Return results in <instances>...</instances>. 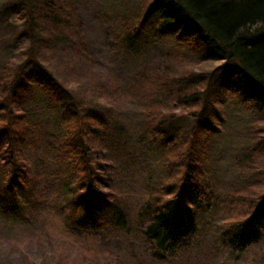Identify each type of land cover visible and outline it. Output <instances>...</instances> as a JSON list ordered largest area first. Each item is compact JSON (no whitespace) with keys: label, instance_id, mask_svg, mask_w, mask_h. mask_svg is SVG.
Here are the masks:
<instances>
[{"label":"trees","instance_id":"obj_1","mask_svg":"<svg viewBox=\"0 0 264 264\" xmlns=\"http://www.w3.org/2000/svg\"><path fill=\"white\" fill-rule=\"evenodd\" d=\"M139 2L136 21L118 35L127 45L146 20L156 17L163 25H177L179 38L161 63L137 72L126 90L110 72L98 71L87 53L76 0L9 3L29 37L0 69V198L9 197L11 206L29 190L25 154L36 137L22 104L37 81L67 116L60 149L68 161L65 192L74 212L85 211L91 229H121L125 217L115 182L124 166L111 158L110 132L125 95H132L141 117L139 132L161 148L165 174L157 195H149L140 212L142 232L149 242L164 244L187 237L195 213L208 215L215 206L205 174L225 104L264 112V0ZM258 124L246 153L250 183L226 198L228 224L222 236L240 251L249 232L260 230L264 221V120ZM20 249L0 250V264H37L40 257L31 245ZM243 261L264 264V255Z\"/></svg>","mask_w":264,"mask_h":264},{"label":"rangeland","instance_id":"obj_2","mask_svg":"<svg viewBox=\"0 0 264 264\" xmlns=\"http://www.w3.org/2000/svg\"><path fill=\"white\" fill-rule=\"evenodd\" d=\"M10 2L0 0V69L29 37ZM139 10V0H76L75 17L82 25L87 53L98 71L117 78L121 90L128 89L137 72L161 63L179 38L177 25H163L156 17L146 20L135 42L127 45L118 35L136 21ZM124 98L122 113L110 132L111 158L124 166L115 182L123 205V227L91 229L86 212H74L65 192L68 161L60 149L67 116L34 81L22 104L36 137L25 154L29 190L18 194V204L11 206L9 197L0 198V250L31 245L40 257L37 264H243L245 258L263 256L264 221L260 230L249 232L241 251L229 246L222 234L228 224L227 196L250 183L252 164L246 153L264 112L259 107L247 112L232 101L225 104L221 127L211 137L205 174L215 206L208 215L195 213L187 237L160 244L144 237L140 212L164 179L161 148L140 134L141 117L133 96Z\"/></svg>","mask_w":264,"mask_h":264}]
</instances>
